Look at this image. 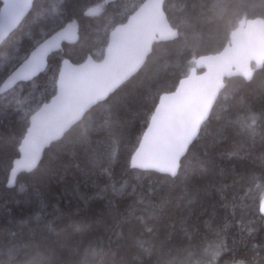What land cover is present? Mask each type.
<instances>
[{
	"label": "trees",
	"instance_id": "obj_1",
	"mask_svg": "<svg viewBox=\"0 0 264 264\" xmlns=\"http://www.w3.org/2000/svg\"><path fill=\"white\" fill-rule=\"evenodd\" d=\"M142 1L65 0L67 15L78 24V39L64 43L63 53L51 61V70L46 68L33 78L34 83L24 81L20 85L23 94L35 87L38 97L49 100L55 93L52 76L61 56L74 62L82 61L84 53L99 57L107 45L111 22L120 20L125 9L130 14ZM182 2L165 1L169 18L183 15L178 7H172ZM207 3L206 10L193 16V27L186 36L156 46L157 54L167 50L166 66L150 61L114 98L110 131L93 132L86 148L68 141L46 148L38 169L21 172L13 187L7 186L9 170L19 155L30 116L15 108L4 111L7 101L0 99V240L16 232L17 239L27 241L33 232L37 238L46 234L49 223L66 228L83 222L92 225V231L74 238L85 242L101 238L114 253L106 256L103 264H133L129 230L142 231L137 218H143L155 229L158 243L165 242V251L181 244L187 230L197 244L205 238L224 241L226 250L217 264H232L241 258L245 264H264V215L259 211L264 198V161L260 159L264 135L253 139L216 119L217 114L235 119L249 108L257 113L264 110V71L257 69L251 80L240 75L226 78L227 88L221 91L213 119L191 146L179 176L131 166L133 150L146 129L147 109L158 103L156 97L177 87L194 58L221 50L245 15L264 16V0H225L222 8L215 7L214 0ZM90 10L94 15H86ZM104 115V106L94 111L97 125ZM125 217L130 223L116 227ZM120 231L123 238L116 235ZM49 239L55 237L49 235ZM168 258L144 256L143 264H160ZM62 259L69 258L64 255Z\"/></svg>",
	"mask_w": 264,
	"mask_h": 264
},
{
	"label": "snow or ice",
	"instance_id": "obj_2",
	"mask_svg": "<svg viewBox=\"0 0 264 264\" xmlns=\"http://www.w3.org/2000/svg\"><path fill=\"white\" fill-rule=\"evenodd\" d=\"M224 3L225 0H214L218 8ZM2 4L0 99L7 101L4 111L15 108L25 117H31L21 154L9 170V185L16 182L21 172L38 169L46 148L64 141L86 148L92 142L93 132L110 131L114 126V98L150 61L165 67L167 50L161 49L157 54L156 46L175 43L182 35L186 36L193 27V16L208 8L207 0H183L178 6L172 5L183 15L172 18L167 15L165 0H144L131 14L125 9L120 20L111 22L110 38L106 49L97 57L99 62L93 53H84L82 63H73L61 56L52 76L56 94L50 103H44V97L36 95L35 87L24 95L20 85L24 81L34 83L33 78L38 74L46 68L51 70V61L63 53L75 21L67 15L65 0H2ZM86 15L94 13L90 10ZM241 37L247 40L243 47ZM191 64L189 74L179 81L175 91H162L156 97L158 103L154 102L147 109L146 131L131 157L134 168L156 170L173 178L180 175L191 146L213 119L221 91L227 88L225 76L234 74L233 67L237 69L235 74L246 80H251L257 69L264 71V16L248 18L245 15L239 27L231 32V40L222 52L194 58ZM196 66L208 67L209 74L196 76ZM102 106L105 115L97 125L94 111ZM216 119L224 120L225 126L237 127L250 138L264 135V110L257 113L249 108L245 115L235 119L221 114H217ZM111 154H115V148ZM260 159L264 161V156ZM259 211L264 213V198L260 200ZM137 219L143 225L142 231L129 230L132 236L129 255L133 264H143L144 256L154 254L169 257L160 264H217L226 250L222 240L205 238L203 243L197 244L194 234L184 230L183 242L165 251V242L158 243L155 229L143 218ZM127 223L130 221L125 217L116 227ZM91 231L92 225L83 222L66 228L49 223L45 227L46 234L37 238L33 232L27 241L17 239L16 232H9L8 238L0 240V257H3L0 264H57L58 261L62 264H103L104 258L114 253L101 238L87 242L74 238ZM49 235L55 239H49ZM116 235L123 238L124 233L120 231ZM64 255L69 259L63 260ZM232 264H245V260L234 259Z\"/></svg>",
	"mask_w": 264,
	"mask_h": 264
},
{
	"label": "water",
	"instance_id": "obj_3",
	"mask_svg": "<svg viewBox=\"0 0 264 264\" xmlns=\"http://www.w3.org/2000/svg\"><path fill=\"white\" fill-rule=\"evenodd\" d=\"M2 1V0H1ZM106 1H112V0H106ZM166 1V0H165ZM144 2V0L141 2V3H143ZM140 3V4H141ZM1 7H3V4H1ZM131 14V13H130ZM257 17H261V16H257ZM249 18H256V17H249ZM125 23L127 22L126 20L124 21ZM239 27V22H238V24L233 28V30L232 31H235L237 28ZM79 31V27H78V24H76L75 23V25L73 26V28H72V30H71V35L68 37V39L65 41V42H74V41H76L77 39H78V32ZM231 31V32H232ZM109 38H110V32H109ZM108 38V39H109ZM230 40H231V33H230ZM230 40L226 43V45L225 46H227L228 45V43L230 42ZM240 44H241V46L243 47V46H245L246 44H247V40L245 39V38H243V37H241V40H240ZM224 46V47H225ZM106 47H107V45H106ZM106 47H105V49H106ZM224 47L221 49V50H219L218 52H214V53H208V54H202V55H199L198 57H196L197 59L200 57V56H210V55H216V54H218V53H220V52H222L223 51V49H224ZM64 58H67V59H70L69 57H64ZM94 59H97V62H99V59L98 58H95L94 57ZM71 60V59H70ZM71 62H73V63H77V62H74V61H72L71 60ZM83 62V60L82 61H80V63H82ZM254 63V62H253ZM46 70V69H45ZM44 70V71H45ZM209 68L208 67H206V66H196V76H198V77H205V76H207L208 74H209ZM231 71L234 73L232 76H235V75H238V74H235L236 72H237V69L235 68V67H233L232 69H231ZM189 74V73H188ZM187 74V75H188ZM254 74V73H253ZM39 75V74H38ZM187 75L186 76H184V77H182L181 79H185L186 77H187ZM232 76H225V80H226V78H229V77H232ZM241 76V75H240ZM180 79V80H181ZM179 86V83H178V85H177V87ZM176 87V88H177ZM175 88V89H176ZM175 89L173 90V91H175ZM173 91H170V92H173ZM55 94H56V92L50 97V99L49 100H47V101H45L44 103H50L51 102V100H52V98H53V96H55ZM31 126V117H30V122H29V126H28V128ZM27 128V129H28ZM145 131H146V129H145ZM27 134V130H26V133H25V135ZM24 135V136H25ZM24 138V137H23ZM23 138H22V140H21V142H20V144H19V155H18V157L20 156V148H21V145H22V142H23ZM142 138V137H141ZM46 150V149H45ZM45 152V151H44ZM43 155H44V153L42 154V157H43ZM18 157H16L15 159H17ZM14 159V160H15ZM131 166H132V164H131ZM133 167V166H132ZM159 172V171H158ZM17 180V179H16ZM15 184H16V182L13 184V185H9V182L7 181V186H9V187H13V186H15ZM263 215H264V213H262Z\"/></svg>",
	"mask_w": 264,
	"mask_h": 264
},
{
	"label": "bare ground",
	"instance_id": "obj_4",
	"mask_svg": "<svg viewBox=\"0 0 264 264\" xmlns=\"http://www.w3.org/2000/svg\"><path fill=\"white\" fill-rule=\"evenodd\" d=\"M183 77H184V76H183ZM25 133H26V132H25ZM24 135H25V134H24ZM23 137H24V136H23ZM23 137H22V138H23ZM21 140H22V139H21ZM155 171H156V170H155ZM161 173H162V172H161Z\"/></svg>",
	"mask_w": 264,
	"mask_h": 264
}]
</instances>
